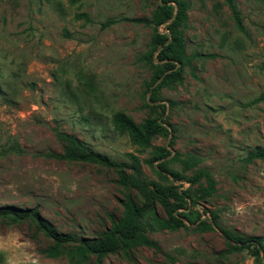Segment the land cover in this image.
<instances>
[{
    "label": "rangeland",
    "instance_id": "rangeland-1",
    "mask_svg": "<svg viewBox=\"0 0 264 264\" xmlns=\"http://www.w3.org/2000/svg\"><path fill=\"white\" fill-rule=\"evenodd\" d=\"M235 1L243 31L223 0H169L183 5L174 77L156 47L161 0H0V264H264V158H247L264 149V0ZM116 112L163 129L136 143L114 129ZM54 128L131 176L134 157L141 179L188 190L170 201L190 219L153 225L157 248L71 259L142 199L116 168L44 156L61 150ZM31 213L73 239L48 255ZM221 229L258 237L262 252L228 249Z\"/></svg>",
    "mask_w": 264,
    "mask_h": 264
},
{
    "label": "trees",
    "instance_id": "trees-1",
    "mask_svg": "<svg viewBox=\"0 0 264 264\" xmlns=\"http://www.w3.org/2000/svg\"><path fill=\"white\" fill-rule=\"evenodd\" d=\"M229 9L237 30L243 31L242 18L236 6L235 0H223ZM164 16L158 20L160 24L165 23V31L159 34L156 42L158 55L166 57V53L170 54L173 63H166L170 69L169 76L177 77L180 66L185 59L184 51L180 38L174 32V26L182 13V3L171 4L169 0H161ZM110 20L106 21L109 23ZM160 57V56H159ZM176 64H178L176 66ZM264 70V63L261 64ZM264 97V92L260 96ZM112 125L114 129L127 136L134 142L139 144H147L150 137L163 129L161 121L158 119H146L141 126H138L130 117L123 112H116L112 117ZM54 135L61 145L60 151H49L43 153L44 156L52 157L57 160L67 161H84L112 167L118 169L120 180L132 186L140 195L142 202L135 205L131 200L125 201V215L117 223L112 222L111 226L103 231L100 238L93 243H83L68 250L67 255L73 259L76 253L82 258L87 254H95L97 256L105 255L110 252L122 250L127 253L130 248L137 246H147L157 248V242L149 237L148 232L155 225L159 228L175 229L183 226L185 221L190 219L192 212L182 210L174 212L177 204L171 202V198L190 199L191 194L188 190H179L175 185H162L155 181H145L141 179L140 166L138 160L133 157L130 167L133 169V176L123 171V162L115 161L110 156L97 152L90 146L85 144L81 139L72 133L65 132L59 128H54ZM167 155H170L169 153ZM247 158H264V149H254L247 154ZM173 173V172H172ZM174 175V173H173ZM209 181H212L211 179ZM159 204L166 211V218H160L155 214L156 205ZM36 226L41 229L47 236L52 238L53 244L47 248L46 253L55 256L60 251L59 247L62 243L72 240L70 235L57 234L48 224L36 217ZM152 216L151 222L148 218ZM201 229H212L215 227L214 220L209 223L200 222ZM226 238L228 249L241 250L243 248L252 247L254 254L258 255L262 252V244L256 236H240L230 233L226 230H220ZM231 241L234 245L230 244Z\"/></svg>",
    "mask_w": 264,
    "mask_h": 264
}]
</instances>
